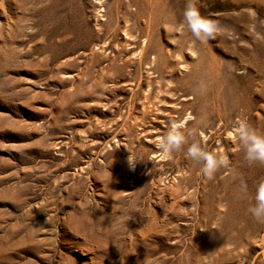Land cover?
<instances>
[{
	"label": "rangeland",
	"instance_id": "rangeland-1",
	"mask_svg": "<svg viewBox=\"0 0 264 264\" xmlns=\"http://www.w3.org/2000/svg\"><path fill=\"white\" fill-rule=\"evenodd\" d=\"M193 2L211 38L188 0H0V264H264V163L229 136L264 134V0ZM187 114L200 134L163 159Z\"/></svg>",
	"mask_w": 264,
	"mask_h": 264
},
{
	"label": "clouds",
	"instance_id": "clouds-1",
	"mask_svg": "<svg viewBox=\"0 0 264 264\" xmlns=\"http://www.w3.org/2000/svg\"><path fill=\"white\" fill-rule=\"evenodd\" d=\"M182 27H186L195 40H206L218 32L215 22L202 17L193 0H188L183 11ZM199 134L200 130L197 128L185 129L184 120H170L167 129L156 141L155 147L163 159H171L172 154L179 150L189 137ZM229 136H235L243 149V158L246 161L264 163V134L258 133L245 119L234 120ZM185 155L200 163L199 174L206 179H212L215 171L226 163L222 156L206 151L195 140L188 145ZM247 213L257 222L264 223V178L255 185Z\"/></svg>",
	"mask_w": 264,
	"mask_h": 264
},
{
	"label": "bare ground",
	"instance_id": "bare-ground-1",
	"mask_svg": "<svg viewBox=\"0 0 264 264\" xmlns=\"http://www.w3.org/2000/svg\"><path fill=\"white\" fill-rule=\"evenodd\" d=\"M146 39V38H145ZM147 41V40H146ZM146 41L143 39L142 40V47L137 51V53H136V57L138 58V60H141L142 59V57H143V52L145 51V48H143L144 46H146ZM145 53V52H144ZM156 54H157V56L159 55V53L158 52H156ZM152 58L154 57V56H151ZM153 62V59L151 60V62L150 63H152ZM181 67H183V68H185L186 66L185 65H182ZM189 119V115L187 114L185 117H184V121H186V120H188Z\"/></svg>",
	"mask_w": 264,
	"mask_h": 264
}]
</instances>
